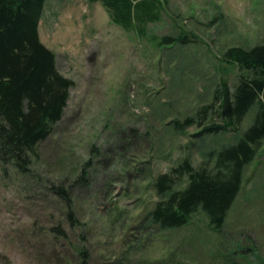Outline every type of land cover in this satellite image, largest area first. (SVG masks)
<instances>
[{
  "label": "rangeland",
  "instance_id": "374dc122",
  "mask_svg": "<svg viewBox=\"0 0 264 264\" xmlns=\"http://www.w3.org/2000/svg\"><path fill=\"white\" fill-rule=\"evenodd\" d=\"M160 9L139 35L113 23L101 2L47 0L40 37L74 85L31 175L0 164V264H45L54 247L69 248L54 244L52 228L73 241L83 233L90 264L129 252L131 264L171 256L175 264H264V140L223 230L202 210L181 228L145 223L161 198L159 175L184 160L212 171L217 153L253 123L256 106L237 131L204 132L222 122L220 104L231 102L241 73L224 53L264 41V0H169ZM180 33L193 41L160 44ZM188 119L192 125L176 128ZM84 170L86 184L76 182ZM54 185L70 190L79 226L70 225Z\"/></svg>",
  "mask_w": 264,
  "mask_h": 264
},
{
  "label": "trees",
  "instance_id": "16d2710c",
  "mask_svg": "<svg viewBox=\"0 0 264 264\" xmlns=\"http://www.w3.org/2000/svg\"><path fill=\"white\" fill-rule=\"evenodd\" d=\"M88 1L101 2L116 25L145 35L144 28L159 21L160 7L169 0ZM46 3L47 0H0V164L23 176L31 175L32 165L39 156V145L50 137L53 127L62 120L74 85L72 79L60 72L55 52L41 40L39 25ZM192 41L187 33H180L162 37L160 44L185 45ZM223 60L236 65L241 73L231 102L226 100L220 104L222 122L206 126L204 132L237 131L256 106L254 121L236 143L217 153L212 171L195 169L184 160L170 172L159 175L155 187L161 198L145 223L150 221L161 229L181 228L202 210L216 231L223 230L226 225L229 212L242 190L245 168L255 159L264 140V41L248 49L231 47L224 53ZM192 123V119L183 124L176 121L175 126L182 130ZM85 172L76 182L85 183ZM53 192L65 201L70 225L79 226L72 209L70 190L54 185ZM50 234L54 244L63 239L67 242L64 247L69 245V248L54 247L45 264H90L92 253L83 233H77V241H73L72 233L64 229L52 228ZM249 250L257 254L254 247L243 248L244 252ZM129 253L109 260V264H131ZM241 256L247 258L248 253ZM174 259L171 256L159 263L175 264Z\"/></svg>",
  "mask_w": 264,
  "mask_h": 264
}]
</instances>
